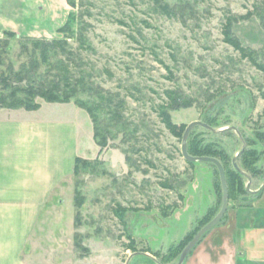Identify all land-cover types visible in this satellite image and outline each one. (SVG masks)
Segmentation results:
<instances>
[{
    "label": "rangeland",
    "instance_id": "1",
    "mask_svg": "<svg viewBox=\"0 0 264 264\" xmlns=\"http://www.w3.org/2000/svg\"><path fill=\"white\" fill-rule=\"evenodd\" d=\"M89 1L92 14L86 19L95 51L88 56L99 69L97 80L126 96L125 113L141 133L128 153L140 166L126 162L124 150L133 139L126 140L122 131L100 149L90 115L70 100L89 123L90 135L82 140L85 148L80 154L100 161L73 174V201L66 208L67 218L73 214L71 245L63 240L54 253L51 241H42L40 264H70L66 258H71V264H125L130 255L128 264H176L189 237L219 209L222 192L216 165L188 163L181 153V136L165 127L155 105L166 87L179 86L195 97L191 106L170 111L172 122L183 127L200 119L216 129L226 128L214 132L196 125L188 139L221 150L227 167L239 153L235 161L245 174L242 184L246 188L248 175L251 191L228 196L227 208L244 202L241 195L255 193L252 190L264 179V71L225 42L221 29L227 11L245 14L256 0H190L196 11L185 22L160 13L152 0ZM43 3L0 0V72L10 65L16 70L30 56L38 55L20 49L23 37L63 36L57 29L67 20L73 27L70 17L76 8L66 0L61 5L54 0V7H48L43 16ZM53 12L55 17L62 15L61 23L51 21ZM233 31L264 65L260 17L252 13L239 18ZM20 84L25 86L26 81ZM34 99L47 103L40 97ZM251 147L254 150L250 149L245 165L240 151ZM75 189L83 199L78 206Z\"/></svg>",
    "mask_w": 264,
    "mask_h": 264
},
{
    "label": "crops",
    "instance_id": "2",
    "mask_svg": "<svg viewBox=\"0 0 264 264\" xmlns=\"http://www.w3.org/2000/svg\"><path fill=\"white\" fill-rule=\"evenodd\" d=\"M41 1L44 16L54 0ZM52 16L56 24L63 20ZM45 102L33 109L0 106V264H40L44 240L54 253L63 240L71 245L73 214L67 218L66 208L89 123L72 101ZM182 264H264V184L228 207Z\"/></svg>",
    "mask_w": 264,
    "mask_h": 264
},
{
    "label": "trees",
    "instance_id": "3",
    "mask_svg": "<svg viewBox=\"0 0 264 264\" xmlns=\"http://www.w3.org/2000/svg\"><path fill=\"white\" fill-rule=\"evenodd\" d=\"M66 1L72 8H76L75 13L70 17L74 22L73 27L71 26V21L67 20L57 29L58 32L63 33V36L53 38H22L20 41V49L22 51L30 50L31 53L37 51L38 55L30 56L29 59L23 61L16 70L10 65L7 67V71L0 72V86L2 89V91H0V106L9 108L24 107L26 109L37 108L40 102L34 99L35 97H40L45 101L73 100L74 103L84 108L90 115L93 123V137L100 149L107 145L109 138L116 136L115 134L117 131H122L126 140L133 139V141L129 143L130 147L124 150L125 160L130 166L139 168L140 164L136 163L133 155L128 153V151H133L134 142H137L138 136L141 134L139 132L140 127L137 123H133L125 113L127 108L126 96L122 94L120 90H113L112 88L105 87L97 80L100 74L99 69L88 56L89 52L95 51L88 35L90 22L86 19V17L92 14L89 9L90 1ZM152 1L157 11L183 22L187 20L189 15L194 14L196 11L195 4L190 0H179L172 3L169 0ZM252 13L257 14L264 24V0H256L253 3L252 11L245 14L227 11L221 29L223 40L237 49L240 56L248 57L255 65L257 64L258 67L264 71V65L255 60L256 56L254 51L243 46L233 31V25L239 18H244ZM6 34L14 35L11 30H6ZM42 65H44V69L40 70ZM106 71L108 75H111L109 69L106 68ZM170 72L169 69V73ZM24 80L26 81L25 86L20 84ZM20 92L23 94L22 96L18 95ZM195 100V97L179 86L166 87L163 89V95H161L160 100L155 105V111L165 127L172 134L182 136L186 125L180 127V125L172 122L170 111L191 106ZM225 130L227 129L225 128L214 132H223ZM188 137L187 150L189 153L194 155L214 156L222 163L223 155L221 156V150L218 151L212 148L210 144L200 146L198 142L190 141ZM253 148L254 147L246 150L243 149L240 152L239 156L242 158L245 165L247 164L245 158L251 155V150H254ZM134 150L137 149L135 148ZM144 159L150 163L149 159L146 157H144ZM99 161L100 160L97 158L91 161L77 155L74 159L73 174L76 175L79 170L85 166L90 165L93 167ZM187 162L190 164L193 163V161ZM222 165L225 171L228 196L235 197L247 191L242 184V176L245 175L244 172L236 169L233 163L231 164L232 166L229 165L228 167L223 163ZM143 171H145V169ZM164 185L171 187L172 184L164 183ZM232 190H234L233 194ZM259 190L260 189H258L257 192ZM241 198L245 202L250 196L243 194ZM82 202L83 199L81 195H79V191L75 189V205L78 206ZM224 215L225 213L222 218ZM191 237H189V239Z\"/></svg>",
    "mask_w": 264,
    "mask_h": 264
},
{
    "label": "water",
    "instance_id": "4",
    "mask_svg": "<svg viewBox=\"0 0 264 264\" xmlns=\"http://www.w3.org/2000/svg\"><path fill=\"white\" fill-rule=\"evenodd\" d=\"M196 125H201L205 128L210 129L211 131H219V130H223L225 128L216 129L215 127H213L209 123L202 121L200 119L192 120V121L188 122L186 124V126L184 127V130H183V133L181 136V146H180L181 153L187 161H211L216 165V167L218 169V173H219V180H220L221 191H222L221 205H220L219 209L217 210V212L207 222H205L201 227H199L196 230V232L192 235V237L185 243V245L183 246V248L181 249V251L179 253L176 264H182L185 257L187 256V254L194 247V245L199 241V239L202 237V235L207 230H209L211 227H213L215 224H217L219 222V220L222 218L223 214L226 212L227 203H228V190H227L225 171H224V167H223L222 163L220 162V160L218 158H216L214 156H210V155H194V154L189 153L187 150L188 134H189L190 130ZM242 150L243 149H241V151ZM236 156L232 159V163L236 169L242 171L239 168V166L236 164V161H235ZM247 178H248V183L246 185V190L251 191V189L249 188L250 177L247 175ZM263 184H264V179H263L262 185ZM252 191H256V190H252ZM142 253L148 254L146 252H142ZM130 256L125 261V264H128Z\"/></svg>",
    "mask_w": 264,
    "mask_h": 264
}]
</instances>
